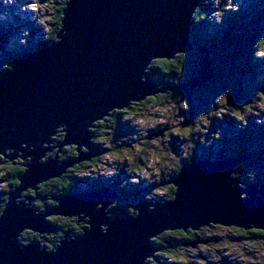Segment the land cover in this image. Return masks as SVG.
I'll use <instances>...</instances> for the list:
<instances>
[{"label": "water", "instance_id": "water-1", "mask_svg": "<svg viewBox=\"0 0 264 264\" xmlns=\"http://www.w3.org/2000/svg\"><path fill=\"white\" fill-rule=\"evenodd\" d=\"M202 4L67 0L58 42L24 53L0 76V157L29 159L0 214V264H148L157 249L153 238L167 231H264V190L232 177L246 156L210 160V150L197 146L193 162L183 165L178 159V174L169 183L173 198L154 209L140 201L134 217L107 214L118 198L109 187L62 196L55 208L39 211L31 196L15 201L89 160L91 129L111 111L166 92L151 80L150 65L193 51L192 22ZM204 51L198 74L188 83L192 90L215 78ZM57 129L64 135L59 151L73 145L77 157L63 165L58 155L41 163L56 148L48 145ZM96 205L99 211H92ZM48 216L87 218V231L65 235L53 249L38 240L24 244V230L56 231Z\"/></svg>", "mask_w": 264, "mask_h": 264}, {"label": "rangeland", "instance_id": "rangeland-1", "mask_svg": "<svg viewBox=\"0 0 264 264\" xmlns=\"http://www.w3.org/2000/svg\"><path fill=\"white\" fill-rule=\"evenodd\" d=\"M211 1L207 7L209 8L207 15L197 20L201 24L198 34H201L204 28L206 33L224 31L220 28L230 25L229 18L232 11L239 9L245 12L246 30L252 33L264 31V27L260 28V23L256 21L257 16L254 13L255 6L258 10L259 5L260 7L264 5V0ZM59 3L60 0H0V71L6 63L8 52H19L18 57H20L24 52H28L29 48H33L34 51L39 46L44 47L46 38L48 40L56 31L60 32L56 16ZM251 24L257 27L253 30ZM242 30L243 27L230 33L231 36L228 35L234 42L232 47H226L231 53L232 63L227 70L221 71L222 77L216 79L210 88L195 86L192 90L187 82L188 85H184L188 89L178 88L166 93L157 92L154 96L148 97L145 106L141 105L143 103L140 105L138 103L134 110L120 111L123 115L110 117L108 122L98 121L105 125L92 128L100 136L92 137L91 140L98 149L97 152L99 146L102 150L99 158L94 157L96 162L78 171L81 176L79 180L77 179L80 187L85 188L82 184H92L93 181L104 184V179L120 187L125 182L144 187L143 201H147L149 207L152 205L151 208L154 209V204L165 203L169 199V191L173 189V184L169 183L178 173V159H183V165H187L190 160L193 161V146L210 150V160L215 157L230 159L239 152L243 153L246 159L236 167L233 177L240 179L238 174L241 176V171H246L259 183L264 184V93L262 92L264 91V40L256 45L255 52H260V55L255 56L254 60L252 55L249 56L248 40H243V36L238 34V31L243 32ZM53 40L50 44L56 43ZM158 60L161 59L153 60L152 63ZM189 60L192 65H187V68L184 69L186 66L180 65L173 69L171 78L174 79L175 86L183 84L188 73L196 67V58L190 56ZM250 63L254 64V69L249 65ZM161 131L162 133L155 137ZM70 148L74 146H67L64 149ZM54 150V154L47 152L46 156L55 157L58 153L59 159H65L69 155L64 152L59 153L58 147ZM101 160L104 162V170ZM6 161L11 160L0 162V167ZM0 169L2 193L8 191V185L6 180H3L6 172L4 168ZM131 174L132 178L125 180L126 176L130 177ZM83 180H87V183ZM34 191L30 190V192ZM138 199L136 196L126 199L123 208L126 211L136 212L140 202ZM118 206L120 205L116 207ZM69 218L78 221L76 217ZM57 220L62 224L63 220ZM79 223L80 231L83 227L87 228V221L79 220ZM257 231L264 232L262 230H191L183 232L189 233L188 235L183 234L182 231L170 235L168 231L153 241L161 244H166V241L179 244L182 240L191 238L194 240L187 242L182 248L164 251L160 256L159 264L163 262L264 264V234L261 233L262 236ZM25 234L26 232L23 235ZM56 234L57 232L51 233L45 237L52 238ZM37 239L45 246V242L49 240L45 238L42 241L41 237ZM28 242L30 241L25 243ZM194 242H197L196 245H191ZM156 245L161 248L160 245ZM149 263L155 264L151 260Z\"/></svg>", "mask_w": 264, "mask_h": 264}, {"label": "trees", "instance_id": "trees-1", "mask_svg": "<svg viewBox=\"0 0 264 264\" xmlns=\"http://www.w3.org/2000/svg\"><path fill=\"white\" fill-rule=\"evenodd\" d=\"M66 1L67 0H60V3L57 5L58 6L57 14H56L57 25H58V27L60 26V28H61L62 10L65 6ZM202 1H203V4L198 9L196 16L192 22L191 39H192L193 44L195 45V48L193 49V51L189 52L186 55L182 54L183 56L180 55L181 57L178 56V58L175 60H158L157 62H155L151 65L150 75L152 76V79L159 84V88L167 87V86L168 87H174L175 86L173 83L174 79L171 78V73L173 72V69L176 68L177 66H180V65L182 67L186 66V67H184V69H185V68H187V65H189V64L192 65L191 60H189L190 56L196 58V67L193 68V70L188 73L189 75L184 79L183 84L177 85V86H182V85L186 84L187 82H190L191 79L195 78L198 74V70L200 69V63H201V61L205 55V52H204L205 49H208L210 52L209 53V60L212 62V67L214 68L215 78L212 79L211 81L207 82L206 84H204L201 87L202 88H210L211 86H213V84L216 82V79L222 77V76H220L221 71L227 70L230 63H232L231 62V60H232L231 53L228 52V49L226 47H232L234 42L232 41V39L228 35H230V33H232L233 31L239 30L241 27H243V30H242L243 32L238 31V34L239 35L241 34V36H243V38H242L243 40H248L247 46L250 49V52H249L250 55L249 56L252 55L253 59L255 60V56L260 55V52H258V51L255 52V49H256V45L264 40V31L252 33V31L246 30L245 29L246 24H245V18H244L245 12L241 9H239L235 12L232 11V14L229 18V21L231 22L230 25L227 24V25H225V27L223 26V28H220V29H223L224 31H222L220 33L219 32L206 33V28H204L201 30V34H198L197 31L200 29L201 24L197 20L199 17H201V16L204 17L205 14L207 15L206 12H207V10H209V8H207V7H209L208 5L210 4V2H212L211 0H202ZM258 7L259 8L257 10L256 6H255L254 13H256V16H257L256 21L258 23H260L259 26H260V28H262V26L264 27V7L262 8V7H260V5ZM251 25H252L253 30H254V27H257L256 25L254 26V24H251ZM248 26H249V24H248ZM55 29H56V26L54 27V32L56 31ZM57 30H59V28ZM195 32H196V34H195ZM57 33H58V31H56L54 33V36H50V38L48 40L46 38V40L44 41L45 45H43V46L46 47L47 45H49L52 42L53 38L55 40ZM224 34H227V36H224ZM44 47L39 46L37 49L44 48ZM34 50H36V49H34ZM27 51L28 52L33 51V48H29ZM253 52L256 54L254 55ZM24 53H26V52H24ZM18 55H20L19 52H15V51H10L7 53L6 63L4 65V67L2 68L3 70L0 71V76L2 75V73L7 72L13 68L14 61H15V59L18 58ZM252 64L253 63H250L249 65H251L252 69H254V64H253V66H252ZM156 75H158V77ZM222 75H224V73ZM176 89H178V88H176ZM166 96H168V95L166 94ZM148 100L149 99H146L144 102H142L143 104H141V103L140 104L145 106ZM137 106H138L137 104H132L131 107L128 108V110L132 111ZM122 113L123 112L120 113L117 111V113H114L113 116L123 115ZM125 113H126V111H125ZM113 116H111V117H113ZM108 118H110V117H107L102 122H108L109 121ZM102 122L97 123L96 127L100 126V125L101 126L105 125ZM92 134H94L93 137L100 136V134L97 132H94L93 129H92ZM62 135L63 134H59V135H57V137L54 138V145L60 143V141L62 140V138L64 136V135L63 136ZM101 149L102 148L99 146V152H97L98 149L96 148L95 144L92 141V148L90 150H87L88 155H90V159L88 161L83 162L81 164H77L74 167L70 168L67 171V173H65L59 179L52 180V181L47 182L45 184H41L39 186L38 191L35 193L36 201L34 202V206H36L38 209H42L43 207L50 209V208L56 206L57 199L60 198L61 196L69 194V193H82L84 188H81L82 186L80 187V184L78 182L79 176H80L79 175L80 173L78 171L80 170V168H85L87 166H91L93 162H96V159L94 157L99 158V155L101 153ZM54 153H55V151L53 152V154ZM64 153H66V154L68 153L69 155L66 156L65 159H60V161L72 159V158L76 157V155H77L75 148H72V149L70 148L68 150L64 149ZM238 154H242V153L239 152ZM92 155H94V156H92ZM4 159H5L4 157H0V162H4L5 161ZM191 162H193V161L190 160L189 163H191ZM0 168H4V171L6 172V174L3 176V180H6L7 185H8V191L7 192H2V193L0 192V214H1L3 209L5 208L6 203H7V200H8L7 197H9V194L14 189H16V187L18 186L19 176L23 173L24 168L22 167V160L16 159V158L14 159V157H13V160H11L9 162L6 161L5 164L3 166H1ZM237 170H239V168ZM241 172H242L241 176L239 174H238V176L240 177V179H244L246 181V183H247L246 185L258 184L259 185L258 187H260V189L264 190V184L259 183L258 180L254 176H252L250 173H247L246 171H241ZM176 173H177V171H176ZM76 174H78V175L76 176ZM153 186L155 187L156 185H153ZM97 187H100V185H97ZM110 187H114V188L118 189L119 193L122 194L123 198L124 197L130 198L132 196L133 197L136 196L137 198H141L142 200L144 199V196H143V193H144L143 188L144 187H139L137 185H131L129 183L126 184V182H125V184H122L121 187L116 186V184L110 185ZM174 191H175L174 188L169 191V199H167V201H169L173 198ZM32 194H34V193H32ZM124 200H126V199H124ZM146 202L147 201H145V203ZM120 203H121V201H120ZM123 203H124V201L118 207H115V205L110 207L109 213L112 216H123L124 217L126 215H129L130 211H128V210L126 211L123 208V206H124ZM158 204H160V203L154 204L153 205L154 208L157 207ZM162 204L163 203H161V205ZM148 205H149V203H148ZM151 206L152 205H150V208H151ZM130 213H131V215L136 214L135 211L130 212ZM57 219L63 220L62 224H60V221H58ZM50 220L52 223H56L58 226L59 225L64 226V224L66 222L73 221L69 218H62V217H51ZM73 222L76 223L75 221H73ZM65 228H67V227H65ZM65 228H64L63 232L66 230ZM84 230H85L84 227H83L82 231H80V228L79 229L77 228L76 232H73L72 235H77V234L79 235L80 233L84 232ZM179 232L180 231L170 232L168 234H177ZM258 234L262 235L261 233H258ZM62 236L59 235L58 233L55 236H53L51 238V240L52 241L54 240L55 243H53L54 245H52V241L50 240L51 243H48L49 244L48 248L53 249L56 246V243L58 245L60 239L63 238ZM34 238H36L35 235H33L32 233L26 232V234L22 236L21 240L23 242H27V241H32ZM189 241H194V240H192V238L182 240V241H180L179 244H178V242L172 243L170 241H167L166 244H161V243L155 242L156 244L161 246L160 249H162V252H161V255L157 256L155 261H152V263L161 262L160 256L163 255L164 251H173L172 249H177L180 247L182 248V247H184V245L187 242L189 243ZM160 264H173V263L163 262Z\"/></svg>", "mask_w": 264, "mask_h": 264}, {"label": "bare ground", "instance_id": "bare-ground-1", "mask_svg": "<svg viewBox=\"0 0 264 264\" xmlns=\"http://www.w3.org/2000/svg\"><path fill=\"white\" fill-rule=\"evenodd\" d=\"M66 3V2H65ZM195 18V17H194ZM194 20V19H193ZM59 33V32H58ZM57 33V34H58ZM58 40H59V36L58 35H56V39L54 40L55 42H58ZM49 45H51V44H49ZM49 45H47V46H49ZM46 46V47H47ZM45 48V47H44ZM40 49H42V48H40ZM37 51L39 50V49H36ZM36 50H34V51H36ZM206 50H208V49H206ZM209 51V50H208ZM205 52V51H204ZM210 53V52H209ZM176 58V57H175ZM16 60V59H15ZM162 60H166V59H162ZM153 64V63H152ZM151 64V65H152ZM150 68H151V66H150ZM3 74V73H2ZM149 74H150V69H149ZM150 77H151V80L152 81H154L153 79H152V76L150 75ZM156 84H157V89L158 90H160V88H159V84L156 82V81H154ZM176 88H181V89H188V87L187 86H185V85H182V86H174V87H162L161 89H165V91H169V90H174V89H176ZM164 92V91H163ZM164 93H166V92H164ZM148 99V98H147ZM145 100H143V101H141L140 103H142V102H144ZM139 103V104H140ZM117 111H123V110H117ZM113 112H115V111H111L108 115H107V117H111V116H113ZM106 117V118H107ZM105 118V119H106ZM104 119V120H105ZM103 120V121H104ZM97 123H99V122H96L95 123V127H96V125H97ZM60 128H62V127H60ZM94 128V127H93ZM162 133V131L161 132H159L158 134H156V136H159L160 134ZM59 134H63V132L62 131H60L59 129H57L56 130V132H55V135H54V137L55 136H57V135H59ZM91 134H92V130H91ZM54 137H52V140H51V144H53L54 145ZM92 137H93V134H92ZM50 144V145H51ZM50 145H48L49 147H50ZM60 146V144H58V145H56V146H53V147H59ZM69 146H73V145H69ZM65 147H67V146H63L62 147V149L59 151V153H61V152H63V149L65 148ZM74 148H75V151H76V147L74 146ZM55 150L54 149H52L50 152H54ZM84 151V150H83ZM76 153H77V151H76ZM58 154V153H57ZM57 154L55 155V157H47V156H45V158H43V159H40V162L42 163V162H44V161H46V160H48V159H55L56 158V156H57ZM76 157H77V155H76ZM76 157H74V158H76ZM74 158H72V159H74ZM15 159V158H14ZM16 159H21L22 160V163L23 164H25L29 159H22V157H19V158H16ZM72 159H68V160H64V161H60L59 160V155H58V165H63V164H65L66 162H69L70 160H72ZM227 159H229V158H227ZM10 160H13V159H10ZM86 161H88V160H86ZM86 161H82V162H80L79 164H81V163H83V162H86ZM65 162V163H64ZM57 163V162H56ZM75 165H77V164H75ZM74 165V166H75ZM74 166H72V167H74ZM72 167H70V168H72ZM70 168H68V169H66L63 173H62V176L67 172V170H69ZM178 174V173H177ZM62 176H60V177H58L57 179H59V178H61ZM20 177V176H19ZM233 177V176H232ZM174 180V179H173ZM172 180V181H173ZM20 181V180H19ZM251 185H258V184H251ZM253 186V187H254ZM259 186V185H258ZM106 188V187H105ZM260 188V187H259ZM100 189V188H99ZM255 189L256 190H258L256 187H255ZM94 190V189H93ZM91 191V190H90ZM78 194H88V191L87 192H82V193H78ZM70 194H67V195H65V197H67V196H69ZM258 196H260V195H258ZM263 196V200H264V195H262ZM23 198H25L23 201L24 202H26V200H28V199H26V197L25 196H23V194H21L19 197H15V201L17 202V203H23V201H22V199ZM170 201V200H169ZM168 202V201H167ZM143 203H145V201H143ZM166 203V202H165ZM164 204V203H163ZM57 205V204H56ZM56 206H54V207H52V208H55ZM92 211H99V205H96L93 209H92ZM107 214H109V212L107 211ZM136 214H134V215H132V217H134ZM51 217V216H50ZM52 217H60V216H52ZM62 217V216H61ZM125 217V216H124ZM123 217V218H124ZM83 219H86V218H83ZM110 220H111V218H109ZM52 223V222H51ZM53 225H54V223H52ZM55 226V225H54ZM56 227V226H55ZM85 231H87V229H85ZM84 231V232H85ZM247 231V230H246ZM25 232H32V231H26V230H24L23 231V233L21 234V236L25 233ZM168 232V231H167ZM169 232H174V231H169ZM184 232V231H183ZM33 234H36V235H38L37 237H41L42 238V241L46 238L45 236H49V235H51V233H41V232H32ZM52 233H55V232H52ZM165 233V232H164ZM163 234V233H162ZM161 234V235H162ZM160 236V235H159ZM37 237H36V239H33V240H38L37 239ZM157 238V237H156ZM47 239V238H46ZM153 239H155V238H153ZM33 240L32 241H30V242H28V243H25V242H23L24 244H29V243H31V242H33ZM39 242H40V244H42V242L40 241V240H38ZM196 243L197 242H194V243H191V245H193V246H195L196 245ZM154 244V241L152 240V245ZM154 247H157L156 245H154ZM160 251H161V249H160V247H157V249H155L154 250V252L152 253V258H147V261H148V264H150L149 263V260H152V259H155L156 258V254H158V253H160Z\"/></svg>", "mask_w": 264, "mask_h": 264}, {"label": "flooded vegetation", "instance_id": "flooded-vegetation-1", "mask_svg": "<svg viewBox=\"0 0 264 264\" xmlns=\"http://www.w3.org/2000/svg\"><path fill=\"white\" fill-rule=\"evenodd\" d=\"M118 112H120V111H118ZM114 113H117V111H115ZM113 113V114H114ZM94 135V134H93ZM155 137H156V135H155ZM56 145H58V144H56ZM56 145H54V146H56ZM102 150V149H101ZM64 152V151H63ZM62 152V153H63ZM61 153V154H62ZM92 156H94V155H92ZM48 157H51V155L50 156H48ZM52 157H53V155H52ZM59 158H60V155H59ZM102 157H100V159H101ZM60 160V159H59ZM61 161H64V160H61ZM100 163H101V165H102V170H104V162H103V160H101L100 161ZM109 165V163L107 164V166ZM67 173V172H66ZM132 174H131V176L130 177H127L126 176V179L125 180H127L128 178L130 179V178H132ZM79 177H81V176H79ZM106 178V177H105ZM104 179V178H103ZM107 179H104V184H102L101 182L100 183H95L94 181L92 182V184H82V185H85L84 187V190H83V192H87V191H90V190H93V189H98V188H108V187H110V183H108L107 181H106ZM84 182H86L87 183V180H83ZM247 184V183H246ZM97 185H100V187H97ZM101 185H104L103 187L101 186ZM112 189H114V191H117L118 192V198L116 199V200H113L112 202H111V204H110V206H109V209H110V207H112L113 205H115V207L117 206V205H121V203L124 201V205L126 204V200H124V199H126L125 197L123 198V196H122V194H120L119 193V190L117 189H115L114 187H111ZM38 189H39V187H38ZM38 190H36V191H34V192H30V191H28V192H25V193H23V196H31V197H33L34 198V200H33V202H32V204H33V207H35L38 211L40 210V209H38L36 206H34V202L36 201V195H35V193L37 192ZM5 192H7V191H5ZM32 193H34V194H32ZM69 194H71V193H69ZM67 195V194H66ZM63 196H65V195H63ZM8 198V197H7ZM120 201H121V203H120ZM43 208H45V207H43ZM46 209V208H45ZM44 209V210H45ZM110 210H108V212H109ZM61 217V216H60ZM63 218H69V217H63ZM69 219H71V220H73V221H75L76 223H74L73 221H69V222H66L65 224H64V226H62V225H57L56 223H54V225L57 227L56 228V231L55 232H57L59 235H63L62 237H64L65 235H72L73 234V231H74V229H81V226L79 225L80 223H79V220L80 221H87V218L86 219H83V218H78V217H76V219H78V221H76L74 218L72 219V218H69ZM84 224H85V222H83ZM65 227H67V228H65ZM64 228L66 229V230H68V231H64L63 232V230H64ZM211 228V227H210ZM83 229V228H82ZM85 229H87V228H85ZM213 229V228H212ZM72 230V231H71ZM85 231V230H84ZM74 232H76V230L74 231ZM192 232H194V231H192ZM258 233H263V232H259V231H257ZM29 233H31V232H29ZM62 233V234H61ZM183 233V232H182ZM33 234V233H32ZM183 234H185V235H188L189 233H183ZM264 234V233H263ZM33 235H35V234H33ZM78 235V234H77ZM77 235H72V236H77ZM171 235V234H170ZM194 236H197V235H195L194 234ZM35 237H37V235H35ZM47 239H49L48 240V242H45V244H46V247H49V244L48 243H51V242H49L50 240H51V238L50 237H46ZM34 239H36V238H34ZM52 241V240H51ZM167 242V241H166ZM53 243H55L54 242V240L52 241V245H54ZM156 243H155V241H154V245H155ZM56 246H57V243H56ZM161 253V252H160ZM160 253H158V254H156V258H157V256L158 255H160ZM155 258V259H156ZM150 261V260H149ZM151 261H153V259L151 260ZM155 264H159L158 262H156Z\"/></svg>", "mask_w": 264, "mask_h": 264}, {"label": "clouds", "instance_id": "clouds-1", "mask_svg": "<svg viewBox=\"0 0 264 264\" xmlns=\"http://www.w3.org/2000/svg\"><path fill=\"white\" fill-rule=\"evenodd\" d=\"M110 185H113V184H110ZM110 189H111V191L110 192H113L114 191V189H112L111 187H109ZM116 189V188H115ZM117 190V189H116ZM117 192V191H116ZM62 197V196H61ZM130 198H134L133 196L132 197H130ZM130 198H126V199H130ZM59 199V198H58ZM57 199V200H58ZM141 198H139L138 200L139 201H143L142 199L140 200ZM145 199V198H144ZM57 203H58V201H57ZM138 204H139V202H138ZM145 205L149 208V209H152V208H150L149 207V205H148V203H145ZM159 206L161 205V203L160 204H158ZM137 207H138V205H137ZM158 207V206H157ZM156 208V207H155ZM47 209V208H46ZM109 215L113 218V217H115V216H112L110 213H109ZM126 216H132L131 214H130V212H129V215H126ZM49 220H50V218H49ZM56 247V246H55Z\"/></svg>", "mask_w": 264, "mask_h": 264}, {"label": "snow or ice", "instance_id": "snow-or-ice-1", "mask_svg": "<svg viewBox=\"0 0 264 264\" xmlns=\"http://www.w3.org/2000/svg\"><path fill=\"white\" fill-rule=\"evenodd\" d=\"M236 231H239V229H236ZM243 234V233H242Z\"/></svg>", "mask_w": 264, "mask_h": 264}]
</instances>
